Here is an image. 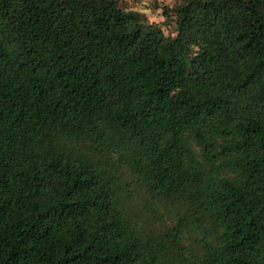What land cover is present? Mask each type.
Wrapping results in <instances>:
<instances>
[{"label": "trees", "instance_id": "obj_1", "mask_svg": "<svg viewBox=\"0 0 264 264\" xmlns=\"http://www.w3.org/2000/svg\"><path fill=\"white\" fill-rule=\"evenodd\" d=\"M163 14L0 0V264H264V0Z\"/></svg>", "mask_w": 264, "mask_h": 264}, {"label": "rangeland", "instance_id": "obj_2", "mask_svg": "<svg viewBox=\"0 0 264 264\" xmlns=\"http://www.w3.org/2000/svg\"><path fill=\"white\" fill-rule=\"evenodd\" d=\"M183 0H125L127 6L143 14L145 20L162 29L164 34H172L173 23L163 14V8L181 3ZM131 208V212L141 215L143 209L137 205Z\"/></svg>", "mask_w": 264, "mask_h": 264}]
</instances>
